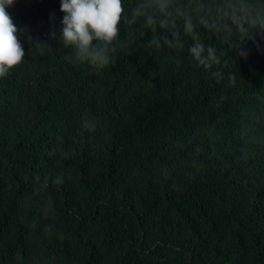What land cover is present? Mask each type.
<instances>
[{"label":"trees","instance_id":"1","mask_svg":"<svg viewBox=\"0 0 264 264\" xmlns=\"http://www.w3.org/2000/svg\"><path fill=\"white\" fill-rule=\"evenodd\" d=\"M8 13L25 56L0 78V264H264V32L231 49L198 24L224 53L206 70L182 25L157 49L121 24L97 69L62 45L60 0Z\"/></svg>","mask_w":264,"mask_h":264},{"label":"clouds","instance_id":"2","mask_svg":"<svg viewBox=\"0 0 264 264\" xmlns=\"http://www.w3.org/2000/svg\"><path fill=\"white\" fill-rule=\"evenodd\" d=\"M15 2L0 0V78L21 64L25 56L20 29L8 13ZM60 11L64 13L62 45L71 47L77 59L97 69L114 62L116 46L124 43L120 40L121 24L138 26L141 35L150 31L148 43L157 49L182 48V25L183 34L193 40L189 55L206 70L219 64L224 53L205 46L197 32L198 24L215 31L222 41L236 36L239 42L231 49L240 48L258 31L264 32V0H136L130 11L123 0H60Z\"/></svg>","mask_w":264,"mask_h":264}]
</instances>
